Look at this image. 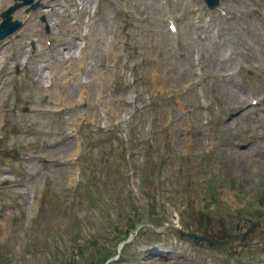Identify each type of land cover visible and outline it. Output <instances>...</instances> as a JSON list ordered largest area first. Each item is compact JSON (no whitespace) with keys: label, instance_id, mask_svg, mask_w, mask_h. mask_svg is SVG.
I'll return each instance as SVG.
<instances>
[{"label":"rangeland","instance_id":"obj_1","mask_svg":"<svg viewBox=\"0 0 264 264\" xmlns=\"http://www.w3.org/2000/svg\"><path fill=\"white\" fill-rule=\"evenodd\" d=\"M75 2L16 9L22 27L0 40V106L9 111L0 119V264H99L116 252L130 215L154 216L161 226L153 235L146 222L116 264H264V227L246 239L257 244L222 249L177 235H226L264 221V0H220L216 11L201 0L161 8L159 0ZM81 7L91 12L82 29L100 31L84 63L107 57L115 66L101 84L103 100L96 110L41 112L57 96L43 89L48 77H63L50 62L53 49L36 50L53 37L65 53L70 21H61ZM164 18L176 21L179 47H170ZM77 70L83 79L95 75ZM68 127L76 138L45 148ZM75 149L85 167L111 171L87 186L69 160Z\"/></svg>","mask_w":264,"mask_h":264},{"label":"bare ground","instance_id":"obj_2","mask_svg":"<svg viewBox=\"0 0 264 264\" xmlns=\"http://www.w3.org/2000/svg\"><path fill=\"white\" fill-rule=\"evenodd\" d=\"M77 1V0H76ZM77 3V2H75ZM8 4V0H0V8L3 6H6ZM82 8V7H81ZM89 11H87L86 9L81 10L79 12V16L76 18L75 20V25L69 27V29L67 30V32L65 33V36L63 35V44H66L67 48H66V52L65 53H69V48L73 47L75 44V40L78 37H82L83 33L85 32V34H88V38L83 41L84 45L80 48L79 54L78 55H70L67 58H61L59 55H56L55 57H53L50 62L53 63L55 66L58 67V70L61 68L62 70V75L60 77L59 82L57 83V85L54 84V89L55 93H56V100H52L50 102H53V104H58L52 107H56V106H62L63 108H68V107H72V108H76L79 109L80 106L84 105L87 102H90V104L88 105L89 107H93L96 108L97 106L94 105V102L90 99L89 101H77L74 100L75 96L78 94H73V99H72V92L75 89H82L81 86H83L85 83L81 82V80H79V72H77L76 70H73L72 68H70V65H72V63L76 62H83V58L86 57V55H88L87 53L90 52V50H92L96 44H98L100 42V31H93L91 32V35L89 34L88 30H85L84 32L82 31L83 29L82 24L84 23V16L83 15H89ZM64 21H67V19H65ZM157 35H159L162 38V34L158 33ZM59 39V38H57ZM60 40V39H59ZM160 45L162 47L165 48V45H163L162 43H160ZM53 47V52L52 53H61L60 55L63 56L64 53L59 51L58 48L56 46H54V42L51 44V47L49 49V51L52 50ZM148 49L151 48L149 45L147 46ZM89 50V52H88ZM42 53L46 54L47 52H45L44 50H41ZM103 58L105 60H103ZM88 65L90 66L89 69L87 70H93L94 74V80L95 82H101L103 79L104 81L107 82L108 77L105 78L106 73L108 71V68L110 66L109 64V60L107 57H101L97 62L94 63V66L92 67V65L89 64V62L87 61ZM60 74V73H59ZM68 76V77H65ZM57 86V88H56ZM45 90V88H44ZM76 90V91H77ZM82 91V90H81ZM80 91V92H81ZM91 96H96L99 100L103 99V91L100 89L98 92L95 93H91ZM72 99V100H71ZM80 102V103H79ZM65 111V110H63ZM7 115V111H4L2 109V105L0 106V119L4 118ZM0 127H1V123H0ZM54 142H47L46 145H50ZM66 144L60 145L56 148H52V149H48V150H54V149H60L65 147Z\"/></svg>","mask_w":264,"mask_h":264},{"label":"water","instance_id":"obj_3","mask_svg":"<svg viewBox=\"0 0 264 264\" xmlns=\"http://www.w3.org/2000/svg\"><path fill=\"white\" fill-rule=\"evenodd\" d=\"M5 29V28H1ZM255 226H264V223H261L260 221H255L251 223V226L247 229V231L239 233V234H234V235H226V236H218L214 237L210 233H189V232H180L181 236H184L185 239H191L195 243H199L200 241H205L207 247H216V248H221L224 246H233L235 244H240L241 241L246 237L248 231L252 230ZM238 239V240H236ZM243 245L246 243H242Z\"/></svg>","mask_w":264,"mask_h":264},{"label":"trees","instance_id":"obj_4","mask_svg":"<svg viewBox=\"0 0 264 264\" xmlns=\"http://www.w3.org/2000/svg\"><path fill=\"white\" fill-rule=\"evenodd\" d=\"M148 220H149L151 223H154V222H155V217L152 216V217H150ZM133 228H134V225L129 227V229H133ZM128 231H129V230H126V231L124 232V234L127 235V234H128ZM120 240H121V239H120Z\"/></svg>","mask_w":264,"mask_h":264}]
</instances>
